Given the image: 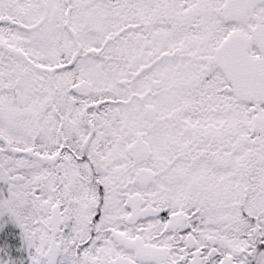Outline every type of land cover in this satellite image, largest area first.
<instances>
[{"label": "snow or ice", "instance_id": "snow-or-ice-1", "mask_svg": "<svg viewBox=\"0 0 264 264\" xmlns=\"http://www.w3.org/2000/svg\"><path fill=\"white\" fill-rule=\"evenodd\" d=\"M8 225L21 264H264V0H0Z\"/></svg>", "mask_w": 264, "mask_h": 264}, {"label": "rangeland", "instance_id": "rangeland-1", "mask_svg": "<svg viewBox=\"0 0 264 264\" xmlns=\"http://www.w3.org/2000/svg\"><path fill=\"white\" fill-rule=\"evenodd\" d=\"M5 245L11 246L12 255L20 258L18 264H21L23 257L27 253L22 250L23 241L20 236V230L17 227L8 225L7 232H0V247H4Z\"/></svg>", "mask_w": 264, "mask_h": 264}]
</instances>
